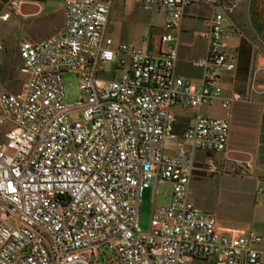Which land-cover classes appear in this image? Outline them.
<instances>
[{
    "label": "built area",
    "instance_id": "built-area-1",
    "mask_svg": "<svg viewBox=\"0 0 264 264\" xmlns=\"http://www.w3.org/2000/svg\"><path fill=\"white\" fill-rule=\"evenodd\" d=\"M114 1L64 0L58 33L19 43L23 86L17 93L0 92V124L10 125L0 140V264H89L86 254L100 246L113 252L116 264L210 258L215 264H264L260 233L220 225L189 198L198 169L195 151H224L234 103L250 100L239 92L225 94L218 71L235 67L224 18L237 2L130 0L164 9L160 49L152 52L133 42L115 43L107 34ZM194 3L213 7L206 28L193 30L207 39L206 53L190 61L201 69L198 79L175 70L174 31L184 8ZM19 5L7 0L0 19L6 21ZM118 68L123 73L116 77ZM64 70L77 76L81 97L73 106L65 99ZM253 84L252 78L251 89ZM203 105H218L223 114L203 113ZM174 106L195 109L177 133ZM74 110L80 116L72 120ZM168 138L174 139L171 150ZM242 162L248 168L252 159ZM200 169L223 171L211 157ZM161 182L171 184V195L167 204L156 205ZM151 183L144 231L138 224L140 196Z\"/></svg>",
    "mask_w": 264,
    "mask_h": 264
},
{
    "label": "crops",
    "instance_id": "crops-1",
    "mask_svg": "<svg viewBox=\"0 0 264 264\" xmlns=\"http://www.w3.org/2000/svg\"><path fill=\"white\" fill-rule=\"evenodd\" d=\"M6 1L0 0V11L4 9ZM46 1L20 0L18 10H13L6 21L0 19V41L2 43L0 49V92L7 90L17 93L21 90L25 75L19 69L21 64L18 52L19 43L22 40L33 39L38 36L41 20L48 18L50 12L57 13L59 26H53L44 34L46 38L62 29L64 0L61 1L60 5L56 4L52 8L48 6ZM240 1L242 2V0H236V8L224 18L225 26L229 27L232 33L237 34V41L230 44L227 41L226 31L224 32L227 50L234 56L235 67L232 70L219 67L218 71L225 94L239 92L250 98L248 102H237L238 104L235 105L232 114L233 118L238 119V122L241 123L240 128L243 131L240 138L241 146L237 144V139L232 137L230 127L227 146L224 151L196 150L195 160L198 169L195 170L191 182L198 172L203 171L200 168L207 157H212L221 163L223 171L217 173L228 171L224 167L226 163L229 165L230 172H247V175L253 178L256 183L262 182L263 188L258 187L255 190L257 194L245 198L243 207L238 210L237 214H222L220 217H216V220L223 226L244 227L260 233L263 236L260 246L264 247V51L241 28L243 25L237 8ZM194 4L198 5L190 4L184 8L180 28L174 31L178 39V56L175 70L182 77L198 79L201 77V69L192 66L190 61L206 53L207 39L194 35L193 30L206 28L205 18L209 17V13L204 14L197 11L193 6H199L201 3ZM204 6L209 7L210 5L205 4ZM163 19L164 9L162 7L151 6L145 8L140 3L130 0H115L107 24V26H110L111 36L108 31L107 34L112 37L115 43L118 41L133 42L145 50L156 52L160 49ZM257 48L262 53L261 55L259 52L258 55L255 54L254 50ZM256 63L257 70L255 73L254 66ZM258 63L260 66H258ZM252 78L254 80L253 89L250 88ZM204 107L213 108V106L203 105L200 108L201 112ZM215 107L218 108L217 115L223 114L218 105ZM180 108H188L192 114L188 119L180 120V126L175 125L178 132H181L190 122L195 112L192 107L180 106ZM4 133L0 136V140L4 138ZM249 158L252 159V162L251 166L247 168L242 161ZM234 163L237 166L236 171L233 167ZM252 170L254 173H252ZM196 260L201 259L190 262Z\"/></svg>",
    "mask_w": 264,
    "mask_h": 264
},
{
    "label": "rangeland",
    "instance_id": "rangeland-1",
    "mask_svg": "<svg viewBox=\"0 0 264 264\" xmlns=\"http://www.w3.org/2000/svg\"><path fill=\"white\" fill-rule=\"evenodd\" d=\"M62 0H47L46 3L50 8L54 5H60ZM236 1V0H235ZM198 5V4H192ZM205 4H199V6H193L197 11L207 13L210 16L213 12V7L204 6ZM211 7V9H210ZM238 13L239 17L242 20V30L244 33L256 41L259 48L264 51V0H242L238 2ZM220 8L216 7V11H219ZM1 12V11H0ZM59 20L57 19L56 12H50V16L44 20H41L40 30L38 36H35L33 39H28L31 41H38L46 38V34L53 26H59ZM241 30V29H240ZM108 34L110 35V26H107ZM227 41L230 44H233L237 41V34L232 33L229 27H226ZM111 36V35H110ZM143 44V43H142ZM255 54L261 55L262 53L257 48L254 50ZM264 63V62H263ZM258 66L260 64L258 63ZM107 68L110 67L109 64L106 65ZM257 63L254 66V72L256 73ZM123 73L122 68H118L116 71V77H119ZM61 80L63 83L65 99L68 106H73L81 97V92L78 87L77 76L74 71L64 70L61 72ZM232 107V114L235 105ZM241 104V103H239ZM171 112L174 113L176 117V124L180 126V120L184 121L190 117L192 114L188 108H180L174 106L171 109ZM203 113H210L212 115L218 114V108L213 106V108L204 107ZM80 116L79 110H74L70 113V118L72 120L77 119ZM230 127L231 135L233 138L237 139V144L239 146L241 141V132L240 128L241 123L238 122V119H234L231 115L230 118ZM8 123L0 124V136L8 130ZM175 132L177 133L178 131ZM174 139L168 138L165 141V146L167 149L171 150V145L173 144ZM212 158V157H211ZM214 159V158H213ZM228 164H224L227 172L223 173H207L205 171H200L193 178L190 190L189 197L190 200L204 212L213 214L215 217H220L222 214L234 215L237 214L243 207V201L245 198L251 197L252 194H255V190L258 187L263 188V183H256L253 178H250L247 175V172L232 173ZM252 173L254 171L252 170ZM152 192H153V183L150 187L143 190L140 196V205H139V220L138 224L141 230H147L149 225V219L152 209ZM257 194V193H256ZM171 195V184L168 182H161L157 185L156 195H155V204L164 205L167 204ZM86 258L89 264H115V258L113 252L105 246H100L95 254H86ZM80 264V263H75ZM187 264H215L214 259H201L194 262H189Z\"/></svg>",
    "mask_w": 264,
    "mask_h": 264
}]
</instances>
